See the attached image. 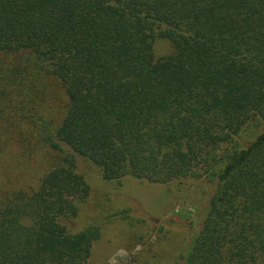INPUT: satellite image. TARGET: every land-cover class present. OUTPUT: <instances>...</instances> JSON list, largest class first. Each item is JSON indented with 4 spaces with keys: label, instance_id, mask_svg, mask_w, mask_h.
Listing matches in <instances>:
<instances>
[{
    "label": "trees",
    "instance_id": "obj_1",
    "mask_svg": "<svg viewBox=\"0 0 264 264\" xmlns=\"http://www.w3.org/2000/svg\"><path fill=\"white\" fill-rule=\"evenodd\" d=\"M6 170L0 264L131 241L150 222L128 181L201 191L166 262L264 264V0H0Z\"/></svg>",
    "mask_w": 264,
    "mask_h": 264
},
{
    "label": "rangeland",
    "instance_id": "obj_2",
    "mask_svg": "<svg viewBox=\"0 0 264 264\" xmlns=\"http://www.w3.org/2000/svg\"><path fill=\"white\" fill-rule=\"evenodd\" d=\"M172 50L171 43L164 39H156L155 41V54L156 58L167 55ZM59 103H63L62 100ZM57 116L58 113L56 112ZM81 163V169L88 173L94 172V176L99 177L100 174L95 168H90L83 161ZM6 173H0V188L5 185ZM99 184H94L95 192L93 193V200L102 198L101 193H98L96 189ZM159 185H145L138 186L137 182L128 181L126 187L132 193L140 194V202L145 201V205L138 208L134 207L132 213L129 215L135 217L137 214H142L146 217L149 223V229L136 223L128 229L129 234L133 235L132 240L125 241L121 245L115 247L109 252L103 254L101 250L102 244H106L108 237H104L95 246V251L89 264H173L172 262H166L164 259L165 253H171L175 250L174 242L169 245V238L181 230V228H191L192 223L197 221V216L202 204H198L193 197L200 195L201 191L197 186L185 185L182 189L177 190V193L181 195L172 200L171 203L165 199V191L158 187ZM194 195V196H193ZM129 199H132L130 197ZM122 206V204L120 205ZM142 212V213H141ZM135 214V215H134ZM83 217L84 214L82 215ZM120 219H118L119 222ZM117 221V220H116ZM126 226L130 227V221H127ZM149 230V231H147ZM108 231V230H107ZM147 233L142 238L140 234ZM180 233L175 234L174 237H178ZM136 235V236H135ZM187 239V238H186Z\"/></svg>",
    "mask_w": 264,
    "mask_h": 264
}]
</instances>
